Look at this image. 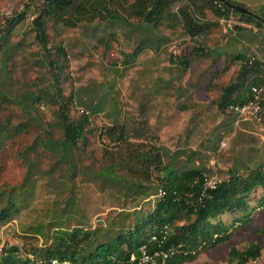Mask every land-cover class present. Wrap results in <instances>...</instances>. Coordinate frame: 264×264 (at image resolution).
<instances>
[{
    "label": "rangeland",
    "instance_id": "rangeland-1",
    "mask_svg": "<svg viewBox=\"0 0 264 264\" xmlns=\"http://www.w3.org/2000/svg\"><path fill=\"white\" fill-rule=\"evenodd\" d=\"M39 8L33 0H0V30L14 17L24 16L9 39L13 50L7 68H2L0 59V85L8 96L0 102V123L9 128L0 142V205L11 200L17 208L6 222H0V250L44 245L50 234L45 228L59 216L65 226L81 222L102 236L126 232L158 200L155 165L124 160L132 149L146 154L157 148L171 153L183 150L181 162L217 180L228 177L230 166L248 167L250 161L256 167L264 162V132L251 127L256 135H241L244 124L234 125L235 117L218 107L223 89L235 81L243 59L264 60V28L254 31L236 25L224 33L206 12L205 19L212 25L207 35L190 38L176 20L165 21L158 29L135 26L137 22L127 16L128 5L122 10L114 3L108 9L120 12L128 24L110 25L96 16L92 23L84 19L75 27L64 22L47 25L50 52L58 46L65 52L61 89L64 98L74 96L71 114L77 117L90 107L96 111L90 115L94 133L87 143L60 159L43 143L62 136L54 108L39 102L27 113L21 107L23 95L37 86L53 92L47 61L31 25ZM178 8L176 4L171 13ZM71 21L76 23L73 17ZM221 120L224 125L218 124ZM113 126L124 127L121 142L103 135ZM223 141L227 145L221 148ZM111 164L120 185L101 175L102 168ZM131 182L140 184L145 195L128 190ZM261 197L260 190L250 197L247 221L235 222L240 213L220 218L230 233L228 241L198 248L195 258L182 264H227L231 247L243 251L251 244L260 246L261 256L247 264H264ZM35 229L40 231L37 236L25 240L22 234Z\"/></svg>",
    "mask_w": 264,
    "mask_h": 264
},
{
    "label": "trees",
    "instance_id": "trees-1",
    "mask_svg": "<svg viewBox=\"0 0 264 264\" xmlns=\"http://www.w3.org/2000/svg\"><path fill=\"white\" fill-rule=\"evenodd\" d=\"M40 4L39 14L33 19L31 25L34 39L44 53L48 66V76L51 80L53 92L48 88H38L23 95L21 104L24 112L29 113L36 103L46 102L54 108L56 124L62 132L61 138L55 142L45 143L46 149L55 150L64 160L72 150L83 147L88 137L94 133L90 128V115L94 114L95 108H88L89 112L81 111L75 117L71 114V106L74 103L72 94L64 98L61 89L66 59L62 47L54 48L51 53L48 44L47 25L64 22L67 26L75 27L82 20L90 23L99 18L107 24L121 22L128 24L120 12L109 10L108 5L114 3L124 10L128 5L129 19L136 21L135 24L145 25L152 29H158L165 21L176 20L181 23L183 31L190 38L203 39L212 26L206 21V12H209L216 21L228 14L237 16L245 23H252L261 29L264 25L251 16L238 14L228 9L224 4L215 0H33ZM129 3V4H128ZM179 4L177 13H171V9ZM97 16V17H96ZM73 17L76 23L71 21ZM264 19L263 15H260ZM20 14L0 30V59L3 69L7 68V62L12 59L13 45L9 39L15 25L22 21ZM171 18V19H169ZM214 25H217L214 24ZM8 27V28H7ZM170 27H173L170 25ZM102 41V40H101ZM15 48L19 45H15ZM243 59L236 57V59ZM234 82L226 86L220 97L219 109L226 112L229 104H244L249 100L250 87L258 82L260 62L250 63V59H243ZM184 67L188 68L187 62ZM2 71V70H1ZM7 101L8 96L3 93L0 85V102ZM3 101V102H4ZM2 102V103H3ZM6 124L0 123V142L7 137ZM109 139L123 140L124 127L113 126L104 131ZM183 150L169 152L166 149H154L149 154L137 149L129 151L124 158L128 162H135L140 166L155 165L158 172L157 198L153 209L144 217L140 218L126 232L120 230L115 237L100 235L98 230L84 228L81 222L76 226L69 227L60 221V216L45 228L47 233L44 245H28L22 250L19 246L11 245L0 250V264H130L131 256L135 257L133 264L139 263V248L145 246L147 254L154 250H176L164 264H182L191 261L198 253V248L206 245H216L226 242L230 238L227 226L220 218L223 215L236 216L235 222L247 221L251 214L250 197L257 191L262 192L258 200V207L264 210V162L254 169L246 168L243 172L238 169L228 171V177L220 180L214 189L206 190L203 196V186L208 175L200 168H189L179 160L184 155ZM142 154V155H141ZM191 154V153H190ZM167 162H163L162 158ZM187 157H190L189 155ZM187 160V159H185ZM73 169V168H72ZM113 164L102 168V176L110 181H117ZM146 177H148L146 175ZM128 190H134L135 195H145V189L139 184L131 182ZM125 190V189H123ZM127 190V191H128ZM159 191L163 192L158 197ZM120 193V190H119ZM121 194V193H120ZM124 196L126 193L122 192ZM70 202H67V205ZM66 205V208H67ZM17 208L11 200L0 205V222H6ZM59 220V221H58ZM183 221V223H182ZM40 231L35 229L32 233L24 232L25 240L36 237ZM155 236L154 241L150 238ZM261 256L260 246L251 244L243 251L231 247L228 252L227 264H247ZM157 264H162L157 260Z\"/></svg>",
    "mask_w": 264,
    "mask_h": 264
},
{
    "label": "built area",
    "instance_id": "built-area-1",
    "mask_svg": "<svg viewBox=\"0 0 264 264\" xmlns=\"http://www.w3.org/2000/svg\"><path fill=\"white\" fill-rule=\"evenodd\" d=\"M219 23L221 24L224 33L233 30L236 25H241L236 21V17L233 14H228L226 17L221 18ZM254 61V58L250 59V63ZM261 64L263 66H261L258 74V82L256 85L250 87L249 100L244 104L236 103L227 105L226 113L234 116L236 118V122L252 123L259 126V128L264 131V63ZM225 145V142L221 143V147H225ZM219 182L220 180H217L215 177L206 178L202 195L206 196L205 191L214 189L216 184ZM162 195L163 192L159 191L158 197H161ZM155 238V236H152L150 241H154ZM139 253L140 264H157V260H160L161 263L164 264L165 260L177 252L174 249L169 251L154 250L151 254H147L145 246H141L139 248ZM134 260L135 257L131 256L130 264H133ZM52 264L57 263L56 261H53Z\"/></svg>",
    "mask_w": 264,
    "mask_h": 264
},
{
    "label": "crops",
    "instance_id": "crops-1",
    "mask_svg": "<svg viewBox=\"0 0 264 264\" xmlns=\"http://www.w3.org/2000/svg\"><path fill=\"white\" fill-rule=\"evenodd\" d=\"M229 2L232 3V4H235V5L243 6L247 10H249L250 12H252L254 14H257L259 16L260 15L264 16V0H234V1H229ZM242 23L243 24H241V27H245V28H247V27L250 28L251 27V29H253L254 31L256 29H259V28L255 27V25L252 24V23H244V22H242ZM251 58H254L255 61H257V62L264 63V60H262V59H259V58H256V57H251ZM218 124L219 125H224V121L221 120V121L218 122ZM239 124H244V127L239 129L240 132L242 133L241 135H244V136H246L248 134L256 135L255 133L252 132V129H250L251 127L256 128L260 132H264L263 130H261L259 128V126L255 125V124L248 123V122H236V118H235L234 119V125L238 126ZM223 142H225V141H223ZM225 143L227 145V142H225ZM226 145H225V147H226ZM221 148H224V147H221ZM237 150H240V148L238 147ZM252 162H254V161H252ZM246 164H247L248 167H246L244 165H242L240 167L239 166H235V167L234 166L233 167L230 166L228 171H230L231 169H233V170L234 169H238L240 172H243L246 168H249V169H254L255 168L254 167L255 165H250V164H253L250 161H248ZM257 166L258 165H256V167Z\"/></svg>",
    "mask_w": 264,
    "mask_h": 264
},
{
    "label": "water",
    "instance_id": "water-1",
    "mask_svg": "<svg viewBox=\"0 0 264 264\" xmlns=\"http://www.w3.org/2000/svg\"><path fill=\"white\" fill-rule=\"evenodd\" d=\"M215 1H218V2H220L222 4H224L228 9H230L231 11H234V12H236L238 14L251 16L255 20L261 22L264 25V19L262 17H260L257 14H254V13L250 12L249 10H247L243 6L232 4V3H230V2H228L226 0H215Z\"/></svg>",
    "mask_w": 264,
    "mask_h": 264
}]
</instances>
